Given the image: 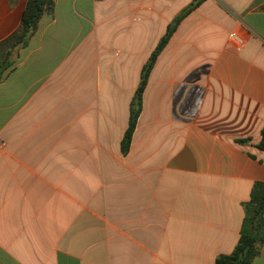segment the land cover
<instances>
[{"label":"crops","instance_id":"1","mask_svg":"<svg viewBox=\"0 0 264 264\" xmlns=\"http://www.w3.org/2000/svg\"><path fill=\"white\" fill-rule=\"evenodd\" d=\"M53 1L0 82V264H215L264 182V0L180 22L126 155L142 68L195 0ZM27 3L0 0V46Z\"/></svg>","mask_w":264,"mask_h":264},{"label":"trees","instance_id":"2","mask_svg":"<svg viewBox=\"0 0 264 264\" xmlns=\"http://www.w3.org/2000/svg\"><path fill=\"white\" fill-rule=\"evenodd\" d=\"M204 0H195L188 8L184 9L168 26L166 34L161 39L155 50L151 53L148 62L141 72L139 86L133 97L130 107V119L128 128L122 139V153L129 152L132 138L136 130L139 117L143 109V95L147 88L152 69L180 22ZM54 10L53 0H28L22 15L21 25L18 31L5 40L0 47L7 49L4 58L0 59V82L6 70L15 61L16 52L25 47L35 32L40 19ZM264 151V128L262 139L259 144ZM264 244V182H257L251 192V197L245 205V218L241 229V235L237 245L230 254L221 255L215 264H254V260L260 254L261 246Z\"/></svg>","mask_w":264,"mask_h":264}]
</instances>
